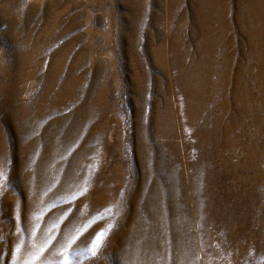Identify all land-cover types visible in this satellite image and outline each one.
<instances>
[{"label": "rangeland", "instance_id": "374dc122", "mask_svg": "<svg viewBox=\"0 0 264 264\" xmlns=\"http://www.w3.org/2000/svg\"><path fill=\"white\" fill-rule=\"evenodd\" d=\"M0 264H264V0H0Z\"/></svg>", "mask_w": 264, "mask_h": 264}, {"label": "snow or ice", "instance_id": "6c2138e0", "mask_svg": "<svg viewBox=\"0 0 264 264\" xmlns=\"http://www.w3.org/2000/svg\"><path fill=\"white\" fill-rule=\"evenodd\" d=\"M97 235H99V234H97Z\"/></svg>", "mask_w": 264, "mask_h": 264}]
</instances>
